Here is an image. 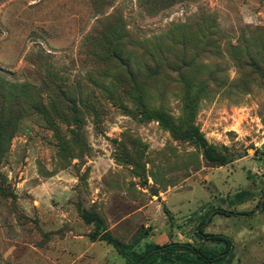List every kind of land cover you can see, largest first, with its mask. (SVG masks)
I'll use <instances>...</instances> for the list:
<instances>
[{
	"label": "rangeland",
	"instance_id": "rangeland-1",
	"mask_svg": "<svg viewBox=\"0 0 264 264\" xmlns=\"http://www.w3.org/2000/svg\"><path fill=\"white\" fill-rule=\"evenodd\" d=\"M263 198L264 0H0V264H264Z\"/></svg>",
	"mask_w": 264,
	"mask_h": 264
},
{
	"label": "trees",
	"instance_id": "trees-1",
	"mask_svg": "<svg viewBox=\"0 0 264 264\" xmlns=\"http://www.w3.org/2000/svg\"><path fill=\"white\" fill-rule=\"evenodd\" d=\"M123 52V51H122ZM264 204V198L261 201ZM219 215H229L230 212L225 210H217L214 212ZM198 235L202 238L223 242V247L218 251L197 248L190 243L170 242L164 245H158L154 242L147 243L144 249H137L136 245H122L116 240L103 238L114 248L121 250V254L126 258L129 264H211L218 263L226 257L231 249L232 240L224 235L202 234L199 230Z\"/></svg>",
	"mask_w": 264,
	"mask_h": 264
},
{
	"label": "crops",
	"instance_id": "crops-1",
	"mask_svg": "<svg viewBox=\"0 0 264 264\" xmlns=\"http://www.w3.org/2000/svg\"><path fill=\"white\" fill-rule=\"evenodd\" d=\"M94 244H95V242L87 243L86 246L91 247V246L94 245ZM83 245H85V244H83Z\"/></svg>",
	"mask_w": 264,
	"mask_h": 264
}]
</instances>
